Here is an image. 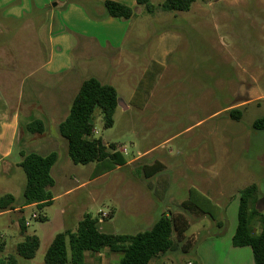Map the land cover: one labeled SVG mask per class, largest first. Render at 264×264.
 Here are the masks:
<instances>
[{"label": "rangeland", "instance_id": "obj_1", "mask_svg": "<svg viewBox=\"0 0 264 264\" xmlns=\"http://www.w3.org/2000/svg\"><path fill=\"white\" fill-rule=\"evenodd\" d=\"M42 1L0 0V98L8 102L7 115L14 112L16 87L22 76L40 67L46 59L47 36L44 29L47 16L43 20L35 14L39 10L37 4ZM105 1L45 0L51 7L48 12L56 11V22L65 23L63 33L66 31L75 41L73 56H79L85 50L80 44L83 39L70 29L79 28L82 15L94 23L110 18L103 4ZM163 2L152 0L158 7L153 14L141 7L143 15L132 21L130 37L123 47L128 52L135 38L147 36L148 42L136 54L143 67H138L129 80L120 78L115 82L106 81L116 85L123 100L130 99L133 89L141 84L142 72L139 69L151 66V54L159 44L160 37L165 33L178 36V53L170 60L169 66L166 69L151 66L155 77L146 114L142 115L141 110L134 108L123 115L119 108L112 127L105 126L100 109L94 114L95 138L115 144L119 150L125 148L127 153L123 154L128 160L138 157L140 152L150 153L130 168L108 173L96 182L76 189L81 183H89L96 163L74 164L69 156L68 143L62 137L65 143L58 148L59 163L52 173L56 186L52 191L56 196L65 194L69 189L72 192L61 196L42 211L29 208L26 211L0 213V242L4 243L0 259L16 255L17 243L23 241L24 235H36L41 240L36 257L32 260L19 258V264H46L45 253L51 241L49 235L66 230L61 227L62 210H66L64 221L67 227L74 230L84 215L91 214L99 219L100 229L104 232L136 234L150 229L164 212H179V201L194 195L192 188L203 191L215 202L220 189V193L226 192L225 199L232 205L239 191L252 184L259 188V204L264 209V129L256 130L253 127L256 120L264 117V0H197L185 12H164L159 8ZM76 9L79 11H74ZM83 29L79 28L80 31ZM59 33L57 27L50 32L53 38L58 37ZM103 33L105 35L107 30ZM40 76L38 74L35 78ZM48 81L59 83L54 78ZM55 93L60 102L57 116L48 128L51 135H60L56 122L67 113L71 102L70 94L68 96L58 88ZM242 100L249 102L239 108L242 111L239 120L233 119L230 111L223 110L231 102L239 103ZM215 112L219 113L212 116ZM7 130L9 136L10 131ZM23 133L24 130H21L20 136ZM10 141L8 138L6 145L9 148ZM37 145L36 141L34 148L32 144L22 148L17 142L11 148L9 158L3 159L0 153V198L13 194L19 202L23 200L26 175L18 164L22 160L20 151L44 156L52 151L47 146L36 150ZM199 160L209 161V166H214L213 174L209 175L213 182L210 188L206 189L190 175V170ZM157 161L163 164L164 174L171 179L167 197L158 204L153 195L144 194L139 199L147 213L144 217L135 216L134 208L128 205V201L118 198L117 190H134L127 181L135 182L139 177L143 178V174L138 173L142 171V165H153ZM229 168L234 177L230 184L225 185L222 175ZM183 173V180L178 179L177 182L176 176ZM116 180L125 183L119 187L120 184L114 182ZM153 206H158V210L151 213ZM34 212L46 215L49 221L33 219ZM111 212L115 214L113 218ZM24 218L30 222V226L23 235L20 221ZM229 221L220 219L215 222L212 218L197 221L190 218L188 236H176L178 251L164 255V260H172L169 264L195 262L194 243L197 246L204 238L197 229L203 223L212 222L213 233H225ZM253 228L255 234L260 233L259 222H254ZM197 232L199 235H196L195 242L193 233ZM121 255H114L118 262L113 264L119 263Z\"/></svg>", "mask_w": 264, "mask_h": 264}, {"label": "crops", "instance_id": "obj_2", "mask_svg": "<svg viewBox=\"0 0 264 264\" xmlns=\"http://www.w3.org/2000/svg\"><path fill=\"white\" fill-rule=\"evenodd\" d=\"M116 1L122 2L136 10L135 16L126 21L116 17H110L103 22L94 23L81 14L83 19H80V24L78 26L79 28L84 27V29L80 31L79 28L74 30L70 29L71 27L69 28L71 31H74L79 35V37L83 39V42L80 44L82 46V50L85 51L79 56H73L72 54L75 43L73 38L70 35L66 34V31L63 33L65 23H63L62 21L56 22V11L54 9L48 12L46 27L44 29L45 37L47 36L45 44L46 59L44 63H42L40 67L31 70L29 73H25V77L22 76L20 83L16 87V94L14 97V112L12 114L7 115L8 113L6 111V108L8 102L6 101V99L0 98V130L2 131V133L0 134V153L3 155V159L10 157L11 148H14L17 142L18 144L22 145V148H25L26 146L29 147V144H32L33 147V144L37 141L39 145L36 146V150L47 146L50 150H52L50 152L57 153L59 150L58 148L60 146H64L65 142L64 140H62L63 138L62 136H60L61 134L51 135L48 128L54 117L57 116V107L60 102V99L55 93V89L58 88L59 90L64 91L68 96L70 94V102L72 104L82 83L86 79L90 77H96L105 84H108L106 83V81L108 80H110L111 82H115L120 78L129 80L137 72L138 67H143V64H139L140 61L137 58L136 54L141 52L144 48V44L148 42L149 38L147 36L142 35V37L135 38V40L132 41L133 45L130 48V51L125 52V50H123V47L126 45L128 38L130 37V29L133 23L132 21L138 20L141 15H143V10L141 8L142 6H139L136 0ZM48 5V2H45V0H43L42 2L37 4V7L39 9H43ZM54 7L56 6H53V8ZM74 11L79 10L76 9ZM55 27L59 28L60 35L56 38H53L50 32L51 29H55ZM104 30H107V33L105 35L103 33ZM92 43L95 46H93ZM90 48L92 50L94 49V51H92ZM177 53L178 36L165 33L160 37L159 44H157L152 51L151 66L154 69H166L170 64V60ZM151 66L148 65L145 69H139V71L142 72L140 79L141 84L137 88L133 89V94L130 99L123 100L118 93L119 106L116 114L119 112V108L121 109L123 115L128 114L134 108L141 110L142 115L146 114V110L150 106L149 92L152 89L155 77V71L153 73L154 69H151ZM38 74H41L42 76H40V78H35ZM52 78H54L59 83H50L48 80H51ZM110 85L114 86L118 92V89L114 83H110ZM53 86L55 87V89L53 88ZM248 102L249 101L247 100H242L239 103H237V101H234L228 104V106H226L223 110L229 112L231 109L245 106ZM70 107L67 110V113H65V115L62 117V119L56 122L58 124V128L59 124L68 116ZM219 112H215L214 114H212V116L218 114ZM33 119H39L44 122V133L31 134L28 132V125L32 122ZM7 120H9V122H7ZM171 121H174V119ZM7 129H9L10 131L9 136H7ZM21 130H24L22 136H20ZM8 138H10L11 140L8 143L10 148L6 145ZM18 139H21V141H19ZM38 139H41V141L38 142ZM42 139L44 140L42 141ZM23 143L25 144V147L23 146ZM119 151L124 153L126 149L120 148ZM149 153L150 151L140 152L138 157L128 160L126 165L118 167L98 177V165L96 164L94 169L95 171L94 173H92L89 183H81L76 187V189H82L88 184L96 182L100 177L105 176L108 173H112L116 170L130 168L133 163L138 162L146 155L148 156ZM20 162L18 164H20ZM58 163L59 158L57 163L52 168V173ZM153 165H142V171H138V173H142L143 178L139 177V180L135 182L127 181V183H130V187L135 188L134 190H130L127 192L126 190H123L121 192L117 190V193L119 194L118 198L123 201H128V205L131 208H134L135 216H143L147 213L145 212L146 207L142 206L143 202L139 199L143 197L144 194H146L147 196L148 194L150 196L153 195L156 203L158 204L167 197L171 179L166 174H164L163 169H161L154 176L146 177L145 168L151 167ZM231 170L232 169L229 168L228 170H226V173L222 175L225 185L230 184L232 177H234V174H232ZM190 171L191 177H193L196 182H201V184H203L206 189L213 186V182L209 179V175L211 176L213 174L214 166H209V161H197L194 168ZM184 175L185 174L183 173L182 175L179 174V176H176L177 182L178 179L182 181ZM114 182L116 183V185L120 184L119 187H121L125 183V181L123 180H116ZM181 185L183 184L181 183ZM192 191H194V195L192 194L189 198L179 201L178 204L181 209L179 212L173 213L169 210L164 213H166L167 216H180L181 218L186 220L188 224L190 218L197 219V221L206 218H212L215 222L220 219H227L231 221H229V227L227 228L225 233H223L224 231L213 233L212 226L214 224H212V222L203 223L202 227H199L197 229L198 231L200 230L201 233H203L204 238H202V240L200 239L201 241L197 246L194 243V248H196V261L190 262L189 264H254L253 250L251 247H235L233 245V236L238 225L240 191L235 201H233L234 203H232V205H229V203H227V200L225 199V197L227 196L226 192L222 191L220 193V189L218 190L219 198L218 200H216V202L208 197L203 191H198L194 188H192ZM71 192L72 189H69L63 195ZM63 195L56 196L53 194L54 198L52 200V204ZM186 202L192 203V210H185L181 207V205ZM258 207L260 209L262 208L259 203ZM29 208H37V206H22L15 210L26 211ZM157 210L158 206H153L151 208V213L155 211L157 212ZM261 210L263 212L264 209ZM111 213V218H113L115 214L114 212ZM34 214L37 216L36 218H33ZM40 216L45 217L46 221H49L46 215H43L41 213L38 215L36 212L32 214L33 219L38 220ZM60 216L64 222L61 223V227H65L66 230L71 229L67 227L64 221L66 210H62ZM24 222L26 224L29 221L25 219ZM29 226L30 222L27 227ZM188 231V229L185 231V233L183 234L184 237L188 236ZM22 234L24 235V233ZM197 234L198 232L196 234L193 233L195 242ZM49 236L47 237L51 239V244L56 235L50 234ZM19 243H17V245ZM175 251H178V245ZM115 254L116 253L111 252L108 248L102 249L99 253L88 252L86 253V264H113L115 262H118V258L114 256ZM121 257L119 260H121ZM164 257V255H161L153 260L150 264H169V262H172V260L165 261Z\"/></svg>", "mask_w": 264, "mask_h": 264}, {"label": "trees", "instance_id": "obj_3", "mask_svg": "<svg viewBox=\"0 0 264 264\" xmlns=\"http://www.w3.org/2000/svg\"><path fill=\"white\" fill-rule=\"evenodd\" d=\"M139 6L153 14L157 11L152 0H136ZM197 0H164L159 7L164 12L189 11ZM108 17L131 19L135 10L131 7L113 0L104 3ZM51 7L35 11L39 18L45 20ZM119 106V96L116 88L105 84L96 77L86 79L75 96L68 116L59 124L61 136L68 143V152L76 165H98V176L110 172L127 164L128 159L120 152L115 144H107L94 136V114L100 109L106 127L114 125V117ZM233 119L239 120L242 111L239 108L230 110ZM254 129H264V117L255 121ZM31 134H42L45 124L39 119H33L28 125ZM22 158L19 166L26 175V185L23 200L18 201L13 194H6L0 198V213L15 210L22 206L36 205L39 210L52 204L54 198L52 188L55 179L52 168L57 163L59 155L51 152L41 155L36 152H20ZM163 166L155 163L145 168L146 177L157 174ZM259 188L256 184L247 186L240 192V205L238 212V225L233 236L235 247L249 246L253 250L254 264H264V213L258 207ZM18 205V206H17ZM192 203L181 205L185 210H192ZM40 221H46L40 216ZM259 222L261 231L255 234L253 224ZM22 233L25 234L27 226L24 220L20 221ZM188 228L186 220L180 216H167L163 213L153 226L136 234H117L104 232L100 229L99 219L91 214L84 215L77 228L68 229L58 233L45 253L46 264H86V253H99L108 248L113 253L122 254L119 264H150L161 255L174 252L178 242L175 237L183 236ZM1 241V237H0ZM41 246V240L36 235H25L24 240L17 245L16 255L0 259V264H19V258L32 260ZM4 243L0 242V252Z\"/></svg>", "mask_w": 264, "mask_h": 264}, {"label": "built area", "instance_id": "obj_4", "mask_svg": "<svg viewBox=\"0 0 264 264\" xmlns=\"http://www.w3.org/2000/svg\"><path fill=\"white\" fill-rule=\"evenodd\" d=\"M124 153H127V151H124ZM37 216L34 214L33 215V218H36ZM26 225L28 226L29 225V222L26 223Z\"/></svg>", "mask_w": 264, "mask_h": 264}]
</instances>
